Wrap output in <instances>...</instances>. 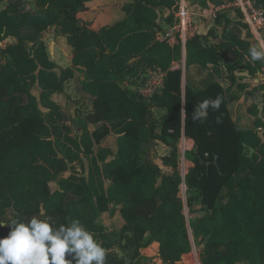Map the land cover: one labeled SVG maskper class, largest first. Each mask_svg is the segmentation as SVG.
<instances>
[{
    "label": "trees",
    "instance_id": "1",
    "mask_svg": "<svg viewBox=\"0 0 264 264\" xmlns=\"http://www.w3.org/2000/svg\"><path fill=\"white\" fill-rule=\"evenodd\" d=\"M2 1L0 42L12 37L15 43L0 47V222L27 220L41 207L56 226L79 219L105 249V264H134L152 243L164 264H178L192 249L189 233L200 264H264V130L262 136L257 130L264 124L257 118L253 128L238 129L218 82L182 88V70L169 69L180 60V45L157 39L158 13L173 12L178 0H35L27 10L21 0ZM220 1L186 0L198 8ZM214 25L206 36L188 38L186 67L209 64L218 73L229 56L232 82L237 68L264 74V59H251L254 46L239 12H218ZM51 27L72 48V65L86 76L82 90L93 98L87 120L98 125L79 137L54 98L73 71L55 72L41 39ZM218 27L222 40L208 43ZM149 68L168 71L162 90L144 100L124 83ZM216 97L219 110L209 108L206 119L193 122L194 106ZM182 133L194 142L184 178L177 150ZM110 134L115 152L101 145ZM150 141L169 147L161 158L169 173L162 174L152 152L142 154ZM95 144L101 145L96 155ZM81 155L91 156L87 174H65ZM113 210L121 225L116 233L99 223ZM8 231L0 227V236Z\"/></svg>",
    "mask_w": 264,
    "mask_h": 264
},
{
    "label": "clouds",
    "instance_id": "2",
    "mask_svg": "<svg viewBox=\"0 0 264 264\" xmlns=\"http://www.w3.org/2000/svg\"><path fill=\"white\" fill-rule=\"evenodd\" d=\"M249 53L253 61L264 59V51L255 47ZM221 102L220 97L202 100L194 106L192 121L206 119L209 108L219 110ZM5 225L9 231L0 236V264H105V249L79 219L56 226L41 207L27 220L0 222Z\"/></svg>",
    "mask_w": 264,
    "mask_h": 264
},
{
    "label": "crops",
    "instance_id": "3",
    "mask_svg": "<svg viewBox=\"0 0 264 264\" xmlns=\"http://www.w3.org/2000/svg\"><path fill=\"white\" fill-rule=\"evenodd\" d=\"M34 4H35V0H34ZM164 12L165 11H162V14H164ZM199 15L197 13H193V15L191 16V22L195 24L197 34L206 36L208 30L211 27L215 26L214 20L211 19L210 17H207V16L200 17ZM162 20L163 19H161V21ZM157 22L160 24L159 18H157ZM52 28L53 30L55 29L54 27ZM48 30L49 28L46 31H44L42 35L46 34ZM221 32H222L221 27H218L217 36L208 37L207 42L211 44L219 43L222 40ZM58 38L66 42V39L64 36L59 35ZM9 39L14 40V38L8 37L4 39L3 41H8L9 42V43L7 42L8 44H12V41L10 42ZM66 47H67L66 49L69 51L70 63L66 64V66H64L62 69L68 68V67L72 69L73 75L71 78L67 80L75 81L76 79H79L78 86L82 93L81 97L87 99L88 107L90 106L92 107L93 98L87 95L86 93H84V91L82 90V81L86 78V76L82 69L73 67L72 61H71L72 48L67 44V42H66ZM52 61L54 62V60ZM185 62H186V55H185L184 67L181 69L182 70V88L185 89V86L187 85L192 90H199V89H203L208 83L212 81L218 82L226 90L227 98L229 97L227 107L231 115V118L238 129L253 128L255 126V121L257 118L264 124V80H263L264 74L257 72L256 74L251 75L246 70L237 68L233 71L234 81L232 82V80H230V77H229L231 73L227 69V65L233 63L232 57H229V56L223 57L220 60L218 73H214L212 65L208 64L206 66H201L197 64H192L186 67ZM54 70L56 72V64H55ZM56 73L59 74L58 72ZM67 80L64 81V89H65V84ZM250 110L251 111L254 110V114ZM62 111L64 113H67V115L69 116V119L71 115L74 116L73 114H69L67 110H62ZM97 125L98 124H95V126ZM257 130L259 131L260 136H262L264 127L263 128L257 127ZM152 142H153V146L150 147L149 152L152 151V152L160 153L161 151H163V154H161L162 156H165L169 153L170 151L169 147H167L163 143L159 141H152ZM189 144L193 148L194 146L193 140L189 139ZM101 145H103V141ZM115 150H116V145L114 146L112 151L115 152ZM162 167L165 168L166 173L170 172L169 167H166L165 165H162ZM193 255L195 257V252L193 251L182 255L181 260L179 261L178 264H192ZM134 264H164L159 258L158 243H152L149 246L140 249V255L134 261Z\"/></svg>",
    "mask_w": 264,
    "mask_h": 264
},
{
    "label": "built area",
    "instance_id": "4",
    "mask_svg": "<svg viewBox=\"0 0 264 264\" xmlns=\"http://www.w3.org/2000/svg\"><path fill=\"white\" fill-rule=\"evenodd\" d=\"M223 10H233L240 14L242 22H244L250 32L249 40L257 50L264 51V7L260 6L256 0H221L219 3L208 2L207 6L198 8L187 4L186 0H178L175 8L173 9L175 15V21L169 30L162 34L157 33V39L165 41L168 45L174 46L180 45L181 57L176 65L173 64L169 69H182L184 67L186 49L185 44L188 38L194 36L196 33V26L191 22V16L193 13H197L200 17H210L214 20L216 14ZM168 70H162L160 68L147 69L144 76L141 77L138 83H135L134 90H130L131 93L136 94L138 97L149 100L155 94L159 93L164 87V82L167 77ZM264 80V78H263ZM132 83L125 82L124 85L130 88ZM188 137L184 133L179 138L177 144L178 150V169L184 178L189 169L193 165L185 166V155L190 153L193 148L189 144ZM192 164L193 161L191 160ZM185 185L182 184L181 190L185 193ZM195 252V246L192 245L190 252ZM196 257V254H195ZM200 264V261H199Z\"/></svg>",
    "mask_w": 264,
    "mask_h": 264
},
{
    "label": "rangeland",
    "instance_id": "5",
    "mask_svg": "<svg viewBox=\"0 0 264 264\" xmlns=\"http://www.w3.org/2000/svg\"><path fill=\"white\" fill-rule=\"evenodd\" d=\"M104 1L108 2V1H118V0H102L101 3H104ZM23 8L25 10L27 9H33L35 8V4H34V0H21ZM4 1L0 2V9L3 7L4 5ZM160 11V10H159ZM173 16L170 19H172V21H167L163 18H165L167 16ZM158 18L160 19V23L162 24L160 27V33L165 34L170 26L173 25L174 21H175V15L174 12H168L165 11L164 14L161 13V11L158 13ZM161 19H163L161 21ZM60 34H57L56 29L53 30V28H49V30L46 32V34L41 35V39L43 38L44 40V44L47 50V53L49 54V57L54 60L55 64H56V72L59 73V75H61V69L66 66V64H69V51L66 49V42L62 41L59 37ZM10 40V39H9ZM12 41V43H15L13 39L10 40V42ZM8 41H2L0 42V47L4 48L6 46V44ZM59 49V50H58ZM62 53H61V52ZM174 62V66L176 65L177 61H173ZM173 64V63H172ZM147 70H144L142 73V76H144ZM226 76V75H225ZM78 80L76 79L75 81L72 80H67L66 84H65V89L61 94H58L55 96L57 102L60 104V107L62 110H67V112L69 114H73L74 116H70V119L67 121V124H69L71 127V134L75 137H79L82 133L83 130H89L92 131L96 126L94 123H90L87 120V115L90 111H92V107H88L87 103V99L82 98V93L80 91V88L78 86ZM140 81H133L131 82V86L130 88H128L129 90H134V84L138 83ZM127 82V81H126ZM130 84V83H129ZM33 94L34 95H38V91L36 90V86H34L33 88ZM148 144V143H147ZM103 145L105 147H109L111 148V150L114 148V146L116 145V137L114 135H108L107 137H105L103 139ZM101 145L100 144H95L94 145V155H96L98 153V151L100 150ZM142 154L145 155L148 153V147L147 145L141 150ZM152 152V151H151ZM191 153V152H190ZM190 153H186L185 155V166L186 168L188 167V165H193L191 160H192V155ZM150 154V152H149ZM163 151L159 152H152V157L155 159L156 163L161 166V171L163 173H166V170L164 167H162L163 165V160L162 155ZM149 156V155H148ZM147 157V156H146ZM90 158L91 156H83L81 155V161L79 162H75L72 164H68V170L65 174H67L69 171L76 173L78 175H85L87 174L88 170H89V165H90ZM109 158H111V156H109ZM109 182L105 183V186H109ZM50 187L52 190L55 189L56 184L55 183H51ZM185 187V186H184ZM181 194L183 195V192L181 191ZM116 210H113L112 213H105L104 216L101 217V220L99 221L100 224L105 225L106 228L111 231L112 233H116V231L119 230L120 228V221L118 219V215L115 212ZM187 212V208L185 209V213ZM9 217V215L7 216V218ZM190 238H191V245L194 244V241L192 239L191 234L189 233ZM115 236V235H114ZM195 246V244L193 245ZM120 257L124 258V259H128V257L125 256V254L121 251L118 252ZM196 257H194L193 255V262L192 264H199V255L197 254V252L195 253Z\"/></svg>",
    "mask_w": 264,
    "mask_h": 264
},
{
    "label": "water",
    "instance_id": "6",
    "mask_svg": "<svg viewBox=\"0 0 264 264\" xmlns=\"http://www.w3.org/2000/svg\"><path fill=\"white\" fill-rule=\"evenodd\" d=\"M147 146H148V154H147V157H148V155H149V151H150V147H152L153 146V142L152 141H150L148 144H146ZM253 152V150H251V153Z\"/></svg>",
    "mask_w": 264,
    "mask_h": 264
}]
</instances>
